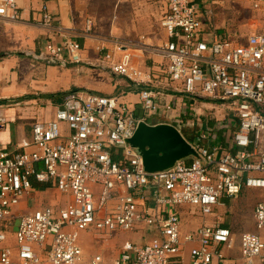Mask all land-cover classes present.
<instances>
[{
  "label": "built area",
  "instance_id": "1",
  "mask_svg": "<svg viewBox=\"0 0 264 264\" xmlns=\"http://www.w3.org/2000/svg\"><path fill=\"white\" fill-rule=\"evenodd\" d=\"M251 1L255 10L264 12V0ZM166 4L163 26L169 41L161 48L168 60L166 77L193 100L211 102L226 112L219 126L225 143H210L217 139V128L202 129L199 142H191L198 157L148 172L130 145L145 116L138 117L120 95L68 93L53 120L33 125L32 138L22 144L32 150L0 151V264H80L82 231L96 230L109 237L117 230H134L141 222L155 227L157 237L146 245L126 244L115 264H182L183 245L196 240L199 245L191 250V264H234L224 252L235 243L231 229L204 225L184 236L180 214L173 209L188 204L208 216L224 196L236 197L244 188L264 189V32L240 40L206 41L198 4L192 0H166ZM0 17L19 20L18 0H0ZM41 17L42 26L64 34L47 6ZM35 58L49 65L77 64L83 61L82 46L71 38L49 42ZM106 59L112 72L133 84L152 80L132 65L129 53L120 63L111 54ZM137 94L146 115L163 107L156 100L159 93L142 88ZM5 125L0 114V131ZM34 182L52 184L72 200L64 207L23 214L15 252L1 245L14 209L34 190ZM254 215L257 228L264 231V201L257 204ZM240 243L241 264H264L260 234L244 233ZM101 262L97 256L90 264Z\"/></svg>",
  "mask_w": 264,
  "mask_h": 264
},
{
  "label": "crops",
  "instance_id": "2",
  "mask_svg": "<svg viewBox=\"0 0 264 264\" xmlns=\"http://www.w3.org/2000/svg\"><path fill=\"white\" fill-rule=\"evenodd\" d=\"M192 1L202 8L200 18L204 22V40L212 42L220 37L238 40L246 37L232 35L233 24L224 11L237 0ZM18 4L19 20L0 17V114L6 119V125L0 131V151L32 150L22 147V144L32 138L33 125L53 120L65 96L75 91L120 95L138 117L145 116L149 119L146 121L153 125L170 123L180 128L179 122L186 123L191 130L188 135L208 130L209 124L213 123L217 128L214 132L217 139L210 143H225L224 131L219 127L224 118L211 121L203 118L202 126L193 130L202 120L192 108L198 101L184 94L180 90L181 85L166 77L168 60L161 49L169 41L163 26L166 0H18ZM44 6L54 14L57 25H62L63 35L41 25ZM65 38L81 44L82 62L60 66L35 58L46 50L49 42L61 43ZM122 44L130 47L123 50ZM126 53L131 55L135 68L145 76H151L150 82L133 84L128 78L110 70L111 62L106 55L111 54L113 61L120 63ZM142 88L159 93L156 100L162 102L163 107L158 113L145 114L137 94ZM165 104H170L173 109L167 110ZM71 200L70 195L62 194L52 184L34 182V190L14 209V219L1 246L17 251V219L23 214L47 206L64 207ZM263 201L264 189L244 188L236 197H222V203L208 216L188 204L173 210L180 214L184 236L204 225L231 229L235 243L232 248H224V252L234 264H241V235L257 233L264 238V231L257 228L254 215L257 204ZM148 204L153 206L154 202L149 200ZM157 235L156 228L144 222L134 230H117L109 237L98 234L96 230H84L79 239L83 249L80 264H90L97 256L102 257L101 264H115L126 244L146 245ZM198 245V240L183 245L182 264H191V250Z\"/></svg>",
  "mask_w": 264,
  "mask_h": 264
},
{
  "label": "water",
  "instance_id": "3",
  "mask_svg": "<svg viewBox=\"0 0 264 264\" xmlns=\"http://www.w3.org/2000/svg\"><path fill=\"white\" fill-rule=\"evenodd\" d=\"M130 145L142 156L148 172L168 170L180 160L198 157L193 144L177 126L170 123L153 125L141 121L130 139Z\"/></svg>",
  "mask_w": 264,
  "mask_h": 264
},
{
  "label": "rangeland",
  "instance_id": "4",
  "mask_svg": "<svg viewBox=\"0 0 264 264\" xmlns=\"http://www.w3.org/2000/svg\"><path fill=\"white\" fill-rule=\"evenodd\" d=\"M224 11H226L229 20H231L230 23L233 24V26L231 25L232 35L239 38L253 33L264 32V12L255 10L251 0H237L236 3H233L231 7ZM213 107L215 106L211 102L202 99H199L197 105H193V112L202 119L196 123V127L194 126L195 129L193 130L202 126L203 118H206L207 121L222 120L224 118L226 112ZM179 125L183 133L188 136L191 130L186 127V123L179 122ZM30 204L31 206L33 205V203ZM17 222L19 223L20 219H17Z\"/></svg>",
  "mask_w": 264,
  "mask_h": 264
},
{
  "label": "trees",
  "instance_id": "5",
  "mask_svg": "<svg viewBox=\"0 0 264 264\" xmlns=\"http://www.w3.org/2000/svg\"><path fill=\"white\" fill-rule=\"evenodd\" d=\"M139 89V88H138ZM138 116V115H137ZM147 121H149V119H147ZM209 127L210 128H212V127H214V124L213 123H211V124H209ZM194 135H186L185 134V137L190 141V142H192V143H194V142H199V140H200V137H199V132H195L194 131V133H193Z\"/></svg>",
  "mask_w": 264,
  "mask_h": 264
}]
</instances>
